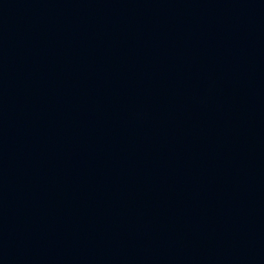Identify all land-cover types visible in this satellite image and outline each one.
Masks as SVG:
<instances>
[{"label":"water","instance_id":"obj_1","mask_svg":"<svg viewBox=\"0 0 264 264\" xmlns=\"http://www.w3.org/2000/svg\"><path fill=\"white\" fill-rule=\"evenodd\" d=\"M0 264H264V0H0Z\"/></svg>","mask_w":264,"mask_h":264}]
</instances>
